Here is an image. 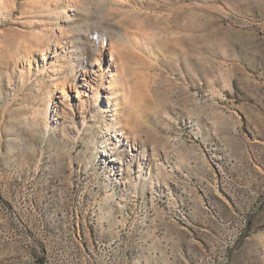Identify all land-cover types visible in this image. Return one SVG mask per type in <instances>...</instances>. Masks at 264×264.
Here are the masks:
<instances>
[{
	"label": "rangeland",
	"instance_id": "rangeland-1",
	"mask_svg": "<svg viewBox=\"0 0 264 264\" xmlns=\"http://www.w3.org/2000/svg\"><path fill=\"white\" fill-rule=\"evenodd\" d=\"M41 263L264 264V0H0V264Z\"/></svg>",
	"mask_w": 264,
	"mask_h": 264
},
{
	"label": "bare ground",
	"instance_id": "bare-ground-1",
	"mask_svg": "<svg viewBox=\"0 0 264 264\" xmlns=\"http://www.w3.org/2000/svg\"><path fill=\"white\" fill-rule=\"evenodd\" d=\"M42 44H43V42H39L37 45L42 46ZM45 53H46V51L43 52L44 55H45ZM92 73H94V72H92ZM92 73L91 72H84V74L82 76V79L86 81L87 85H89L91 83L90 81L92 80Z\"/></svg>",
	"mask_w": 264,
	"mask_h": 264
},
{
	"label": "trees",
	"instance_id": "trees-1",
	"mask_svg": "<svg viewBox=\"0 0 264 264\" xmlns=\"http://www.w3.org/2000/svg\"><path fill=\"white\" fill-rule=\"evenodd\" d=\"M41 264H44V263H41Z\"/></svg>",
	"mask_w": 264,
	"mask_h": 264
}]
</instances>
